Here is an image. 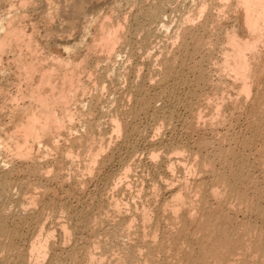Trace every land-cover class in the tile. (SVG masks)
I'll return each instance as SVG.
<instances>
[{
    "label": "bare ground",
    "instance_id": "obj_1",
    "mask_svg": "<svg viewBox=\"0 0 264 264\" xmlns=\"http://www.w3.org/2000/svg\"><path fill=\"white\" fill-rule=\"evenodd\" d=\"M130 1H131L130 3L131 9L132 8L136 9V15H134L135 17L133 16L134 20L130 21L132 18L129 19L128 21L124 20L125 23H123V25H121V23L118 24L117 22H116L117 24L116 23L114 24V21H112V23H109V25L106 24L108 26L107 28L105 26L104 28V30L106 29L105 31L101 27L102 29L101 31L103 32V34L100 32L102 34L101 36L102 39L100 40L104 42V44L107 46L106 51L108 52L110 51L109 54L114 52L117 55L116 57H118L119 61L124 59L121 57V55H123V52H120L119 50L122 49V51H124V53L127 55V58H126V55H124L125 58L127 59V62L124 60L127 65L124 66L122 64L121 66V67L124 66V69L122 68L119 69L118 67L119 65L115 66V64L112 63L113 61L111 60L108 61V59L110 58L107 59L105 57L107 59L108 64L110 62L113 64V65L111 64L112 66L110 65L109 67H106L107 75H108V76L106 75L107 78L108 77L114 78L113 76L115 77L117 76L118 79L123 78L124 79L123 84H127V87H124L126 85L122 86L121 85L122 83H118L119 80H116L117 82L115 81V83H112L113 81L110 82L111 84L109 86L103 85L101 82L99 83V81H98V84L95 82L96 84H94L93 90L95 91L94 93L96 94H93V97H92L93 99L91 98L93 101H95V103L91 102L92 104H90L89 102V105L88 104L87 106L85 105L86 108L85 107L80 108L81 110L76 108L75 111H72L73 109L70 110L68 109V107H66V105L68 104V100L70 99L61 98L63 100L59 99V101H60V104L63 106V109L59 115H57L58 113L55 115V111H53L55 102L50 101L51 97L49 100H47L46 97L44 100L43 96H42V99L37 98V101H35L36 99H34L33 101L38 102L36 106L37 107L39 106V111H37L38 113L37 112L34 113L37 109L34 110V112L31 111L30 113H33V114L30 116L26 114L28 117L27 116L25 117L24 111L26 110L25 112H28L27 109L29 110L30 108H32L30 105L29 107H27V105L25 106L24 104H22L24 106L23 107L19 106L20 108L18 109V111L16 108L17 106H15L16 112L13 111L14 115L12 117H13V122L15 124L14 127H16L18 131H16L17 132L16 135L14 133L13 134L15 135V139L18 134H19L18 137L20 138H18V140H16V142L14 143L15 140L14 141L11 140L14 137V135L12 136L11 134L12 132H11L10 133L11 139H9V141L10 142L12 141V143L14 144L13 146L15 148V151L17 153H15L12 148H9L10 146L9 147L6 146V144L9 143L8 138L6 140H3L2 135H0L1 147L2 145L4 146L5 144V149L9 148L11 149V151L14 152V154H17L15 155V159H17L16 158L17 156L19 160H17L16 164L21 162L20 159H22V162L23 160L25 161L32 160V162L34 161L33 163H31V165H27L25 163L26 165L19 168V167H14L13 165L21 166V164L16 165V164H13L14 162L10 164L11 158H9L10 160L6 158L7 162L10 161L7 167L9 165L10 166L12 165L10 169H7L6 165H4L3 162H2L3 165L0 164V264H42L43 262H46L47 259L48 260L50 259V262L48 261L49 262L48 264H264V181L263 183H261V181L258 180L261 183L259 184V183H256L257 179L256 180L254 179L255 170L260 169V168H263L264 170V0H184L185 4L182 6V9L180 10V12L178 9V13L181 14L183 12L184 15L179 17L178 22L175 24L174 27H170V24H168V22H166L167 20L165 19H166V16L167 18L169 16L167 15V13H169L170 6L172 4L180 2L179 0H130ZM187 1H192L195 4V11L193 14H186V2ZM124 7H127V5ZM171 7L173 8V5ZM236 8H239L238 9L239 11L241 10L239 14H241V18L243 20V27H244L243 31L245 32V34L247 33V36L245 37H241L238 34V32H235L234 27L233 28L231 27L232 28L231 31L229 30L226 31L227 29L225 27L223 29L221 28L223 26L221 24L222 20L224 21L225 19V18L222 19L225 10L227 11V14L228 13L232 14L233 11L237 10ZM135 9H134V12H135ZM224 16H226V14ZM236 17L238 18V16ZM108 21L110 22L109 19ZM88 24L90 23L88 22ZM224 29H225L224 32L222 31V33H219L220 35L221 34L223 35L224 41H222L221 39V41L219 42V40L217 41L215 37L219 31L224 30ZM1 30L4 31L7 29L2 28ZM3 31H0V32L2 33ZM14 31L15 30H13V32ZM9 32L8 34H10ZM5 33L7 32L4 31L3 33L4 35L3 34L2 35L5 36ZM141 34H142V38H139ZM9 36L7 35L8 38ZM217 37L219 36L217 35ZM158 39H159V42L157 41ZM2 41L4 40H1V42ZM1 42L0 44L3 45V43ZM98 42L95 44H98ZM99 45L97 46L98 48H99ZM143 47H145L146 51L144 50ZM75 48L72 50L69 48L68 49L71 51L73 50L75 51L76 50ZM98 48L94 50L95 51L100 50ZM143 50L145 52H143ZM156 50H158L159 56L156 55L157 54V52L155 53ZM218 51H219L218 55L221 54L222 56L221 57L219 55L221 58L216 56L217 55L216 53ZM94 53L95 52H93V54ZM143 54L145 55L147 54V55L144 56ZM88 55H91V54H88ZM109 56L112 58L111 55ZM142 56L148 58L149 60L148 70L146 73L147 75L144 76L147 78V81L146 80L145 81L146 83L148 82L149 85L151 86L155 84L154 78L157 75L158 80H156V82L160 88L159 93H154V94L151 93L150 91L151 89L150 90L146 89V85H145V89L141 85L137 86L140 82L144 81L140 79H145L143 77L140 78V67L142 65L144 66V64H142L144 62V60H142ZM116 57L114 56L115 59H117ZM31 59L32 58H30V60ZM96 59H99V58H96ZM118 59L116 61H118ZM148 60L146 59V61ZM24 61L25 60H22V62ZM100 61L102 62V60ZM72 62L73 64H75L74 60ZM83 62L85 61L80 62V64L78 63L75 64V67L77 68V70L79 67L78 72L75 71L77 75L75 73L73 74L74 70L73 71L70 70L72 71V73L68 72L69 69H71L68 67H71L72 65L70 61L66 60L65 62L63 61L61 64H59L58 62L57 65L59 64L60 65L59 67H62V68H60L61 72H56V74L61 73V76H63V80L66 79L67 81H69L70 79V82H71L70 86L72 84L74 85L75 83V82L72 83L73 82L72 79L74 77L75 79L77 78L76 79L77 81L74 80L78 82L77 87H76L77 83H75L74 85L75 88H77L79 91L80 90L84 91L83 95L87 96L88 91L92 89L86 86L87 83L83 82L84 79L82 81L81 78H84V77L80 78L79 76L80 68H83L81 67L82 66L81 64H84ZM87 62H90L89 59L88 61H86V63ZM26 63L25 64L22 63V65H19V66H23V68L24 69L26 68L27 70ZM63 63L65 65V69H64V66H62ZM91 63L92 62H90V64ZM77 65H81V66H77ZM210 65H213L214 69H212ZM207 66H210L209 70H206ZM39 67L40 65L38 66V68ZM145 68H147V66ZM52 70L54 71L55 69L52 68ZM81 70H84V68ZM212 70L214 71L212 73L219 75V78H220L218 79L219 81L217 82V84L213 83L214 85L213 87H215L214 89L216 88L217 90L219 89L218 92L215 90L217 94L222 93L221 94L222 97L221 95H219L220 97L219 101L218 102L215 101L216 104L213 103L214 106H212V104L210 105L209 104L210 102H208L207 104L208 98H206L205 94H201L203 91L202 89H204L206 85L208 84L210 85L211 82H213L214 78L212 79L210 73L208 74V72H211ZM96 71H99V70L96 69ZM101 72H104V71H101ZM215 74L213 75V77L215 76ZM31 78L33 79V76ZM31 78L29 77V79ZM61 78H60V81H61ZM113 80H115V78ZM117 83L120 85H118ZM32 85H29V86H32ZM73 85L71 88L68 85L67 88L74 90ZM53 86L56 87L57 89V86L55 84ZM79 87H81V89H79ZM153 87L152 89H154ZM65 88L66 87L64 88L61 87L62 90L63 89L65 90ZM156 88L157 90H159L157 86ZM228 88L236 91L235 96L237 98L234 97L235 98L234 99L231 96V94L228 93L230 90L229 89L227 91ZM33 90L31 89V92H33ZM53 90L52 92L54 93L55 90L54 91ZM78 90L74 92L75 95L79 94L77 93ZM105 91H108V93L109 92L112 93L108 101L111 106H108V105L103 106L102 104L101 99L104 97L105 95L104 93H106ZM138 91H139V95L137 94ZM40 92H38L37 96L39 95ZM71 92L70 90L68 91V93H70L72 96L74 93L72 94ZM179 92L181 93L184 92L185 97L180 96L181 99H179L177 96ZM33 93L30 94L31 95L30 98H33L32 97ZM200 94L204 95L206 99H204L203 96H202L203 98L201 99ZM54 95L55 94H52V96ZM63 95L64 97H67V96L69 97V95L65 96V92L63 93ZM131 96L133 100L131 99ZM72 97H71V100L73 101L74 99ZM126 97L128 98V100H125L127 99ZM195 97H199L202 101L199 100L195 102L193 100ZM27 99H29V97ZM30 100L31 99H29V101ZM129 100H131V102L134 101V105L129 107V104L131 103ZM157 100H160L163 102V105L161 107H156ZM204 100L207 105L203 103ZM227 100H229L228 102L235 108L236 112L240 113V114L238 113L237 114L240 115L241 118H244L246 122H248V125H247L248 128L246 127L247 131L245 128L244 131L246 132L244 133L241 139H238L236 138V136L234 135L232 136L229 133L221 134L222 132L219 133L217 130L218 129L217 127L219 126L223 127L226 123L231 121L230 119L229 120L226 119V116L222 114L223 110L221 109L223 106L222 105L223 102ZM72 101H70V103ZM75 101L77 100H74V102ZM127 102H128V105H127ZM166 102H169V103L171 102L170 104L173 103V105H176L175 107L183 105L185 106L184 109L186 108L189 109V112L196 111V114H194L193 119L187 122L188 123L186 124L187 126L184 125V127L187 128L188 131L193 130L194 132L195 131L198 132L200 130L202 131L203 127L210 126L208 127L209 130L212 129V131L213 130L216 131L217 133L215 132V135H217L218 137V139L216 138L217 145L214 147L215 151L213 150L215 152L213 153L214 155L210 152L212 154L211 157L209 154L208 155L203 154L205 153L204 151H206L207 149L209 150V147L211 146V143H208L207 141L206 143L197 141V142H200L199 144L198 143L195 144L196 147L198 145V148H197L198 150L196 149V151H194L196 147L193 148V147L188 146L187 142L185 141L182 142L184 140L183 139L181 141L182 143L180 142L181 144H179L183 148H180L178 145L179 148L176 149L174 147L173 149L175 150L171 151V153L173 154L175 152V157L177 156V158L172 156L173 159L172 157H169V158L168 156L166 157V155H169V154H166L165 152H164L165 156H164V153L160 154L159 152H157V151H160L161 149L158 150L159 148L158 149L154 148L155 146L152 147L157 150L155 151L157 152V154L154 152L151 154L149 152L151 154L150 159H153L152 162L153 161L155 162V165H153L154 169L156 168V170L158 169L159 171L161 169V173L163 170H165L167 172V175L169 173L170 176L173 175V178H174L175 173L177 174L176 171L182 168L183 176L182 175L181 176L183 177V179L179 181L180 185L178 188H177L178 185L177 184H176L177 186L175 185L176 189L175 190L173 189L172 193L170 194L171 200L169 199L170 201L169 202L167 201V204L166 203L165 205L162 204L161 207L158 208V210H154V209L152 210V208L150 207V205L152 206V204H148L149 206L144 205L146 201L148 200L150 201L149 198H151V196H152V200L154 198L157 203L159 202L158 198L162 196L160 194L162 191V186L158 185L155 181L153 182L154 184L151 185L152 189H151V194L149 193L150 197L149 195H147L149 197V198L147 197L148 200L145 199L144 204L142 202L139 203L140 207L142 208L141 213H138V210L140 209V207H137V206H139V204L137 206H134L137 209L134 208V210L136 211L133 210L132 212V211H129L132 209L131 207L129 209L130 204L128 206V204L123 203L124 199L121 201L119 200L120 198L116 196L118 199L113 200L111 199L112 197L108 196L109 194L108 195L104 194V197L103 196H102L103 198L101 197L102 198L101 201L103 203L98 204V206L101 205L100 208L103 209L104 214H105L103 216L102 215L103 213L98 211L100 213L99 215L103 216L100 218L101 221H99V219H97L98 220L97 221L96 217H95V221L91 220L92 217L88 218L85 215L82 217H79L78 210L71 209L72 207L70 208L69 204L67 205L66 203L67 201L66 202L64 200L61 201L63 198L62 199L60 198V200L57 199L58 203H55V201L50 200L46 209L48 211V216L51 217V225L48 228H46L45 225H43L41 228H38V230L34 232L33 238L27 240V236L25 237L23 233L21 232V227L26 226L28 224H29V227L32 225L33 217L38 213V211L41 210V207L43 206V203L50 191V189L48 188H45L44 190H42L43 192L41 191V189L38 190V191H41L40 193L34 190V188L37 189V187L38 189L44 187V186L40 187L42 182H44L42 181L43 178L44 179L45 177L48 178L49 174L50 175L52 174L53 179H51V181L55 180L56 178L57 179L59 178L61 181L65 182V184H66V181L67 183L69 182L70 185H67V186H70V187H67L68 189L64 191L66 192L67 196L73 195L75 192H78V191L80 192V190L86 189L87 185H89V182L91 184L92 182L91 179L93 178V175L94 174L96 175L97 173L101 172L100 170L102 169V167L108 164L109 161H111L110 153L112 155V153L114 152L113 149H116L118 146H119V149H121L122 147H124L123 149H125L127 147L126 148L128 150L127 152L131 153L130 154V157H131L134 154V152L138 151L136 150V146H134L135 144H139V143L142 144L141 142H145L143 143V145L144 144L146 145L148 143L149 144L155 143L153 138L155 136L159 137L164 127L167 128L169 126V132H170V129L172 128L171 126L173 125V121L177 117L176 111H179V110L174 111L172 109V106L169 107L168 105L170 104L169 103L166 104ZM83 104L82 106H84ZM202 104L207 106V109H206L208 110L207 115L203 114L204 111L203 112L201 111ZM62 106L60 107L62 108ZM2 107L0 109H4L7 106L4 108ZM56 107H58V105L55 106V108ZM178 108H174V109H178ZM7 109L8 107L6 108V110ZM58 111H60V109ZM96 111L101 116L100 118L101 120L109 119L108 121L111 122L110 125L112 128V133L114 132L113 136L115 135V138L112 137V139L114 138L116 140L113 142V140L110 139L111 141H109V143L111 142L113 144H116L117 147L116 148L112 147L113 149L110 147V145L112 146L113 144L111 143L110 145L108 144L107 141L109 138L107 139V141L102 140V142H100L99 145L97 144L94 147H92L89 150V152H87L86 158L81 161L82 159L81 155L79 152L76 151V148H77V145L79 146L81 145V147L83 146L84 142L81 138L82 136L79 135V139H78L77 137L78 135L75 134V136H73L74 138H71L69 140L71 141L70 145H67L70 142L66 143L68 139L65 138L66 139L65 145L68 146L69 151L66 154L65 168L62 170V167H63L62 161L64 159V154L62 153L63 157L61 156V158L58 160L57 159L55 160L54 157L56 153L58 154L62 150L59 142L62 140L63 137L60 139L59 134L62 133L63 131L62 128H66L65 122L68 121L67 122L69 123L68 125H72V123L77 121V124L79 122L82 125V128L86 130V128L89 127L87 124L90 122L89 121L90 115L94 116V114L92 113ZM0 112H2L1 114H3L4 111L1 110ZM151 112L155 114L156 112L158 113L157 115L158 118L156 117L157 120L155 119L157 122L154 124L155 125L153 126L154 130L152 131L155 133V135L153 133L154 135V137L152 138L153 140L149 136L150 133L148 132V129H149L148 126H147L148 129H146L145 127L146 125L144 126L145 129H141L140 126L142 125L140 124H139L140 126L138 125V122L140 120L142 121L141 117L142 116L145 117ZM1 114H0V117H1ZM153 115L151 117H148V116L147 117L153 118L154 117ZM204 116H206V118ZM0 121H1V118H0ZM233 121L229 123V126L231 129H233L235 126L232 123ZM149 123H150V120H149ZM2 126L3 125H1V127ZM72 126H69L67 128L69 129ZM166 128H164V131L168 130ZM59 129L60 130L62 129V130L59 132ZM71 129H75V125H74V128H71ZM71 129L69 130L72 132ZM57 132L59 133L57 135L59 136V138L56 137ZM70 134L69 136H71ZM72 135H74V133ZM6 137L4 135L3 138L5 139ZM57 139H59L60 141H58ZM199 140L201 139L199 138ZM5 141L6 143H4ZM31 141L36 147H38L37 152L40 155H38L37 152L34 153V154H37L36 156L33 154V149L34 148L36 149L34 145H33L34 148L31 147V144L29 145L30 148L29 146H27L28 145L27 143ZM116 141L118 143H115ZM49 142H52V144L49 145L48 144ZM160 142H162V140ZM9 144L11 145V143ZM257 144L261 145V147L260 146L258 147ZM143 145L140 147H143ZM182 145H184L185 147ZM235 145L238 147L237 149H235L236 148ZM13 146L11 145V147ZM156 147H160V146L157 145ZM9 149L7 151L10 152ZM181 149H183V151H180ZM137 153L135 155H138ZM14 154L11 152V156ZM50 156H52L53 161L51 160L50 162L45 164V162H47L46 160L50 159L48 158ZM181 156L182 157L184 156V158H181ZM123 157H126V156L123 155ZM135 157L137 158V156ZM44 158H45V161L41 160ZM78 158L79 159L81 158V159L79 160ZM189 159H191L193 162L191 160L188 161ZM134 160L133 161L129 160V161L133 162V164L138 163V161L134 163ZM16 168H19V170ZM124 169H125L123 170L124 172L123 173L121 172V174L119 173L118 174L119 176L117 175L116 180L113 181L112 184L109 181L110 179L108 180L111 184V187L113 186V187L120 188L118 185L120 182L124 181V179L125 181L129 179L127 182H129L130 179L132 180L131 176L134 171L133 166H127ZM26 170H28V172L30 170L35 176H37L41 184L37 185V184L32 183L34 185H37L36 187H34L32 184H30L29 180L31 179H28L27 180L28 183H24V182L21 184L19 183L20 184L19 189L18 191H16V194H14L15 191L13 190L15 186L14 187L12 186L13 189L11 190V185L14 184V183L12 184L11 181L16 176L20 177L21 175H25L23 173L24 172L26 173L27 172ZM263 170H261V172H263ZM179 172L180 171H178V173ZM259 175L261 176V174ZM259 175L256 174L255 177L256 176L258 177ZM26 176H27V173H26ZM35 176H33V178H35ZM209 176L212 178V181L211 183L207 184L205 183L206 181L204 179H206V177L209 178ZM98 178H99V175H98ZM262 179H264V177ZM37 180L36 181L34 180L35 183H37ZM48 181L51 182L50 180ZM109 182H108V187H109ZM172 182H174V179L172 180ZM176 183L178 182L176 181ZM121 184H123V182ZM172 184L174 185V183ZM131 185L132 184L128 183L127 187H130ZM134 185H136L135 189L137 190L136 198L139 197L140 199V196H142V193L144 192V188L142 184L140 185L137 182ZM31 189L34 190V193L31 192L32 191ZM16 190H17V187H16ZM129 190L130 189H128V191ZM81 192L84 193V191H81ZM28 195L30 196L28 197ZM100 195H103V194H100ZM17 196H20L19 199ZM26 196L28 198H26ZM108 197H110L109 199H111L112 201H110ZM132 199L134 201L137 200V199L135 200V198H132ZM15 203L16 205H18V208L20 207V211L16 210L15 208V210L19 212L17 213L15 211L14 214H11L12 212H10V208ZM133 204L134 202L132 203V205ZM153 205L156 207L155 204ZM125 212H131L132 215L128 213L130 217L124 218L122 217V215H124ZM243 213L244 215H242ZM128 214L126 213V215L124 216H127ZM239 215H241V217L244 216L245 218L246 216L251 215L254 217L253 219H255V221L250 220L251 216L248 218L249 220L246 218L247 221H245V218L243 219V221H240ZM161 217L165 221L163 220L161 221L162 219ZM104 218L106 219V221H104L105 220ZM163 222L166 223V224L164 223V225H166V231L163 230L162 232V229L164 226ZM106 224H109L107 225L109 227L106 228V230H102V228L104 229V225ZM86 230L91 231V234L90 233L89 234H90V237L93 238V240L92 239L89 240L88 241L89 243L86 242L89 244L88 246L89 248L87 247L88 251L87 252L85 251L86 252L85 257L83 256L80 257L78 252L82 250L80 247L77 248L78 246L77 243H80V241L83 238L80 239L81 236H79L80 235L79 232L81 233ZM55 232H58L59 236ZM85 233H87V236L89 235L88 232H85ZM55 234L58 237H60L59 239L62 238V241H64L63 244L60 243V245H62L63 248L66 246L65 243L67 244L69 243L68 246L70 245V243L73 245L72 246L73 248H71V251L69 250L70 253L65 252L66 255L67 253H69L67 257L62 258L61 255L64 254L63 252L62 254L58 253L61 256L60 259L59 257H56L55 252L57 251V249L60 248V245L58 248V243L55 242L57 240L54 238ZM81 247L83 246L81 245ZM60 250L62 249L60 248ZM106 252H109V253L106 254ZM110 252L112 254L111 256L114 257L111 260L109 259L110 255L107 256L108 254H110Z\"/></svg>",
    "mask_w": 264,
    "mask_h": 264
},
{
    "label": "rangeland",
    "instance_id": "obj_2",
    "mask_svg": "<svg viewBox=\"0 0 264 264\" xmlns=\"http://www.w3.org/2000/svg\"><path fill=\"white\" fill-rule=\"evenodd\" d=\"M180 2H177V3H175V4H172L173 5V8L170 6V8H169V13H167V15H169L168 16V18H167V16H166V19L165 20H167L166 22H168V24H170V27H174L175 26V24L178 22V19H179V17L180 16H182V15H184V13L182 12L181 14H179L178 13V9H179V12H180V10L182 9V6L185 4V2H184V0L182 1V0H179ZM182 2V3H181ZM24 3V4H23ZM75 3V4H74ZM128 3V4H127ZM131 1L130 0H0V31H3V30H1L2 28L4 29H7V30H4V31H6L7 33H5V36H3L4 34V31L1 33L0 32V37L2 36V37H4V38H0V42H1V40H4V41H2L1 43H3V45L2 44H0L1 45V47H0V108L2 107V108H4V107H8V109L6 110V108H4V109H0V111L2 110V111H4L3 112V114H1L2 112H0V114H1V121H0V124L1 125H3L2 127H1V125H0V135H2V139L3 140H6L7 138H8V142L9 143H11V145L13 146L14 144L12 143V141L10 142L9 141V139H11V134H12V136L15 134H17V132L16 131H18L17 130V128L16 127H14L15 126V124H14V122H13V115H14V112H16L15 110V106H17L16 108H17V111H18V109L20 108V107H23L24 105L26 106L27 105V107H29V105L33 108H30L29 110L27 109V111L28 112H25L24 111V113H25V117L28 115V116H30V115H32L33 113H30L31 111H33L34 112V110H36L34 113H36L37 111H39V106L37 107L36 106V104L38 103V102H35V101H37V98L38 99H42V96L44 97L43 99L45 100V97H46V99L47 100H49L50 99V97H51V99H50V101H54L55 102V105H54V108H53V111H55V115L57 114V115H59L60 114V112L62 111V109H63V106L60 104V101H59V99L60 100H63V99H61V98H68V99H70V100H68V104L66 105V107H68V109H73L72 111H75L76 110V108L77 109H80V108H84L85 107V105L87 106V104L89 105V102H90V104H92L91 102H93V103H95V101H93L92 99V97H93V94H96V93H94L95 91L93 90V86H94V84H98V81H99V83L101 82L103 85H106V86H109L111 83L110 82H112V83H115V81L116 80H119L118 81V83H122L121 85L122 86H124V85H126V86H124V87H127V84H123V78L122 79H118V77H117V79H116V77L115 76H113L114 78H115V80H113L114 78H107V68L106 67H109L112 63L113 64H115V66L117 65H119L118 67H119V69H124V66H126L127 64H126V62H127V55L124 53V51H122V49L121 48H119V49H121V50H119L120 52H123V55H121V57L122 58H124V59H122V60H120L119 61V59H118V57H116L117 55L114 53H111V54H109L110 53V51L108 52V51H106V45L104 44V42H102L100 39H102L101 38V36H102V34H103V32L101 31L102 29L104 30V28H105V26H106V28H107V26L109 25V23H112V21H114V24L117 22L118 24H120L121 23V25H123V23H125V21L124 20H129V19H131L130 21H132V20H134L133 18L135 17L134 15H136V9L135 8H132L131 9ZM81 4V5H80ZM83 4V5H82ZM122 4V5H121ZM86 5V6H85ZM121 5V6H120ZM127 5V7H124V6H126ZM78 6V7H77ZM112 6V7H111ZM175 6V7H174ZM179 6H180V8H179ZM133 7V6H132ZM14 8V9H13ZM125 8V9H124ZM18 9V10H17ZM134 9H135V12H134ZM237 9V10H236ZM235 10L236 11H233L232 12V14H227V11L225 10V12H224V14H223V18L222 19H224V21L222 20V29L225 27L227 30L226 31H231V29L234 27V29H235V32H238V34L241 36V37H245V36H247V33L245 34V32L243 31L244 30V27H243V20H242V18H241V14H239V12H241V10L239 11L238 9L239 8H236ZM171 10V11H170ZM194 11H195V4L192 2V1H187L186 2V14H193L194 13ZM14 12V13H13ZM56 12V13H55ZM85 14H84V13ZM174 12V13H173ZM52 13V14H51ZM100 13V14H99ZM102 13V14H101ZM111 13H112V15H111ZM116 13H117V15H116ZM120 13V14H119ZM48 14V15H47ZM114 14V15H113ZM174 14V15H173ZM178 14V15H177ZM226 14V16H224ZM233 14H235V15H233ZM173 15V16H172ZM104 16V17H103ZM134 16V17H133ZM228 16V17H227ZM234 16V17H233ZM236 16H238V18L236 17ZM19 17V18H18ZM47 17V18H46ZM49 17V18H48ZM113 17V18H112ZM232 19H231V18ZM9 18V19H8ZM54 18V19H53ZM127 18V19H126ZM173 18V19H172ZM228 18V19H227ZM7 21H6V20ZM14 19V20H13ZM108 19L110 20V22L108 21ZM176 19H177V21H176ZM235 19V20H234ZM11 20V21H10ZM95 20V21H94ZM175 20V21H174ZM226 20H227V22H226ZM10 21V22H9ZM73 21V22H72ZM91 21V22H90ZM105 21V22H104ZM121 21V22H120ZM175 23H174V22ZM11 22H13V23H11ZM86 22V23H85ZM88 22L91 24H88ZM233 22V23H232ZM9 23V24H8ZM18 23V24H17ZM52 23V24H51ZM66 23V24H65ZM95 25H94V24ZM103 23V24H102ZM116 23V24H117ZM14 24V25H13ZM20 24V25H19ZM51 24V25H50ZM93 24V25H92ZM103 26H102V25ZM106 24H108V25H106ZM174 24V25H173ZM235 24H236V26H235ZM2 25V26H1ZM50 25V26H49ZM84 25V26H83ZM6 26V27H5ZM90 26V27H89ZM38 27V28H37ZM101 27H102V29H101ZM232 27V28H231ZM73 28V29H72ZM15 30L14 32H13V30ZM17 29H19V30H17ZM37 29V30H36ZM87 29V30H86ZM237 29V30H236ZM10 32H9V31ZM11 30H12V32H11ZM34 30V31H33ZM97 30V31H96ZM106 30V29H105ZM104 30V31H105ZM22 31V32H21ZM33 31V32H32ZM222 31L224 32L225 31V29L224 30H221V31H219L218 32V36L219 37H221V38H219V37H217V35H216V39H217V41L219 40V42L221 41V39H222V41H224V37H223V35L221 36L219 33H222ZM8 32L10 33V34H8ZM35 32V33H34ZM102 34H101V33ZM15 33H17V34H15ZM26 33V34H25ZM38 33V34H37ZM89 33V34H88ZM3 34V35H2ZM9 36V38L7 37V35ZM101 34V35H100ZM223 34H225V33H223ZM18 35V36H17ZM20 35V36H19ZM34 35V36H33ZM244 35V36H243ZM54 36V37H53ZM100 36V37H99ZM14 38V39H13ZM98 38V39H97ZM139 38H142V34L140 35V37ZM247 38V37H246ZM7 39V40H6ZM25 39V40H24ZM95 39V40H94ZM215 39V40H216ZM6 40V41H5ZM13 40V41H12ZM97 40V41H96ZM30 41V42H29ZM32 41V42H31ZM99 41V42H98ZM158 42H159V39L157 40ZM5 42V43H4ZM8 42V43H7ZM98 42V44H95V43H97ZM102 42V43H101ZM8 45H7V44ZM29 43V44H28ZM30 43H32V44H30ZM39 43V44H38ZM223 43V42H222ZM34 44V45H33ZM47 44V45H46ZM100 44V45H99ZM105 45V47H104V45ZM23 45V46H22ZM25 45V46H24ZM33 45V46H32ZM41 45V46H40ZM99 45V48L97 47ZM31 46V47H30ZM40 46V47H39ZM226 46V45H225ZM224 46V47H225ZM5 47H6V49H5ZM19 48V50H18V48ZM49 47V48H48ZM60 47V48H59ZM73 47V48H72ZM76 47V48H75ZM11 48V49H10ZM76 49L75 51L77 52H75L74 50L73 51H71V50H69V49ZM96 48H98V49H100V50H98V51H95L94 49H96ZM103 50H102V49ZM105 48V49H104ZM144 48V50H145V47H143ZM226 48V47H225ZM2 49V50H1ZM15 49V50H14ZM36 49V50H35ZM38 49V50H37ZM40 49V50H39ZM78 49V50H77ZM94 51H93V50ZM5 50V51H4ZM9 50V51H8ZM13 50V51H12ZM26 50V51H25ZM102 50V51H101ZM143 50V52H145ZM70 51H71V53H70ZM92 51V52H91ZM104 51V52H103ZM160 51V50H159ZM28 52V53H27ZM29 52H30V54H29ZM68 54H67V53ZM93 52H95V53H97V54H93ZM102 52V53H101ZM106 52H108V53H106ZM157 52V56H159V52H158V50H156L155 51V53ZM43 53V54H42ZM56 53V54H55ZM76 53V54H75ZM99 53V54H98ZM101 53V54H100ZM142 53V52H141ZM218 53H219V51L216 53L217 55V57H219V58H221L222 56H221V54H219L218 55ZM21 54V55H20ZM32 54V55H31ZM88 54H91V55H88ZM94 56H93V55ZM107 54H109V55H111L112 56V58L109 56V55H107ZM113 54V55H112ZM36 55V56H35ZM99 57H98V56ZM124 55H126V58H125V56ZM144 56H146L145 54H143ZM34 56V57H33ZM85 57V58H83V57ZM88 56V57H87ZM92 56V57H91ZM97 56V57H96ZM101 56H103V57H101ZM114 56L118 59V61H116L117 59H115L114 58ZM144 56H142V60H144V62L142 63V64H144V66L142 65L141 67H140V78H145V79H140V80H144V81H142V82H140L137 86H139V85H141V86H143L144 87V89H145V85H146V89H151L150 91H151V93H159L160 92V88H159V86H158V84H157V82H156V80H158L157 78V75H156V79L154 78V83L156 84H153V85H149V83L147 82L146 83V81H147V78L146 77H144V76H146L147 74V70H148V64H149V60H148V58H146V57H144ZM156 56V57H157ZM29 57V58H28ZM48 57V58H47ZM108 58H110V59H108V61L109 60H111V61H113L112 63L110 62L109 64L107 63V59ZM148 57V56H147ZM30 58H32L31 60H30ZM34 58V59H33ZM42 58V59H41ZM44 58H45V60H44ZM54 58V59H53ZM57 58V59H56ZM78 58V59H77ZM87 58V59H86ZM96 58H99L100 60H102V62L99 60V59H96ZM102 58V59H101ZM143 58H145V59H143ZM159 58V57H158ZM158 58H156V59H158ZM21 59V60H20ZM51 59V60H50ZM85 59V60H84ZM88 59H89V61L90 62H92L91 64H90V62H87L86 63V61H88ZM106 59V60H105ZM146 59L148 60V61H146ZM18 60V61H17ZM22 60H25L24 62L26 63V67H27V70H26V68L24 69L23 68V66H19V65H22V63L23 64H25L24 62H22ZM40 60V61H39ZM56 60H58V61H56ZM70 61L71 63H72V65H71V67H68V68H71V69H69V73L71 72L72 73V71L74 70V72H73V74L75 73L76 75H77V73L76 72H78V70H79V67H78V70H77V68L75 67V64H80V62H82V61H85V62H83L84 64H81V65H77V66H81V67H83L84 68V70H81V69H83V68H80V71H79V76H80V78L81 77H84V78H81L82 79V81H83V79H84V83H87L86 84V86H88L90 89H92V90H90V91H88V94H87V96L86 95H83V93H84V91H82V90H78L77 88H75V83H77V85H76V87L78 86V82H76L77 80V78L75 79V77L72 79L73 80V82L72 83H74V85H73V87H74V90H71L70 88L72 87V85L70 86V84H71V82H70V79H69V81H67L66 79H64L63 80V76H61V73H57L56 74V72H61V70H60V68H62V67H59L60 65L59 64H61L63 61L65 62V61ZM74 60V63L75 64H73V61ZM81 60V61H80ZM99 60V61H98ZM126 62H125V61ZM20 61V62H19ZM31 61V62H30ZM52 61H53V63H52ZM62 61V62H61ZM122 61V62H121ZM22 62V63H21ZM35 62V63H34ZM36 62H38V63H36ZM55 62V63H54ZM59 62V64L57 65V63ZM61 62V63H60ZM98 64H97V63ZM117 62V63H116ZM124 62H125V64H124ZM8 63V64H7ZM18 63V64H17ZM32 63V64H31ZM107 63V64H106ZM119 63H121V64H119ZM147 65H146V64ZM40 65V67L38 68V66ZM47 64V65H46ZM55 64V65H54ZM103 64V65H102ZM112 64V65H113ZM122 64L124 65L123 67H121L122 66ZM29 65V66H28ZM34 65V66H33ZM73 65H74V67H73ZM83 65H85V66H83ZM106 65V66H105ZM111 65V66H112ZM35 66H36V68H35ZM46 66V67H45ZM48 66V67H47ZM53 66V67H52ZM62 66H64V69H65V65H64V63L62 64ZM87 66V67H86ZM147 66V68H145ZM211 66V68L212 69H214V67H213V65H210ZM210 66H207L206 67V70H209V67ZM22 67V68H21ZM45 67V68H44ZM95 67V68H94ZM99 67V68H98ZM117 67V68H118ZM143 67V68H142ZM34 68V69H33ZM38 68V69H37ZM52 68L53 69H55L54 71L52 70ZM59 68V69H58ZM67 68V69H68ZM72 68H74V69H72ZM76 68V69H75ZM94 68V69H93ZM104 68V69H103ZM19 69H20V71H19ZM23 69V70H22ZM30 69V70H29ZM33 71H32V70ZM87 69V70H86ZM96 69H98L99 71H96ZM146 69V70H145ZM29 70V71H28ZM44 70V71H43ZM47 70V71H46ZM60 70V71H59ZM70 70H72V71H70ZM143 72H142V71ZM5 71V72H4ZM27 71V72H26ZM76 71V72H75ZM93 73H92V72ZM101 71H104V72H101ZM24 72V73H23ZM28 72H32L31 74L30 73H28ZM33 72H34V74H33ZM36 72V73H35ZM55 72V73H54ZM88 72H90V73H88ZM141 72H142V74H141ZM212 72H214L213 70L211 71V72H208V74L210 73V75H211V77H212V79H213V82H211V84L209 85H206L205 87H204V89H202L203 91H202V93L201 94H205V96H206V98H208V100H207V104H208V102H210L209 104L211 105L212 104V106H214V104H216V102H218L219 101V99H220V97H219V95H221L220 93H218L217 94V92H218V90H217V88L216 89H214L215 87H213L214 85H213V83H216L217 84V82L219 81L218 79H220L219 78V75H217V74H215V76L213 77V73ZM12 73V74H11ZM43 75H41V74ZM49 73V74H48ZM92 73V74H91ZM100 73V74H99ZM103 73V74H102ZM212 73V74H211ZM39 74V75H38ZM72 74V75H73ZM83 74H84V76H83ZM85 74H86V76H85ZM88 74V75H87ZM91 74V75H90ZM157 74V73H156ZM75 75V76H76ZM102 75H103V77H102ZM107 75V76H106ZM217 75V76H216ZM3 76H5V77H3ZM22 76V77H21ZM28 76V77H27ZM33 76V79L31 78ZM54 76V77H53ZM92 77V78H90V77ZM98 78H96V77ZM22 78V80H21V78ZM24 77V78H23ZM29 77L31 78V79H29ZM56 77V78H55ZM59 77V78H58ZM62 77V78H61ZM73 77V76H72ZM77 77V76H76ZM85 77H86V79H85ZM51 78V79H50ZM55 78V79H54ZM60 78H61V81H60ZM94 78H96V79H94ZM101 78V79H100ZM103 78V79H102ZM26 79V80H25ZM108 79H110V80H108ZM217 79V80H216ZM49 80V81H48ZM51 80H53V81H51ZM56 80V81H55ZM71 80V81H72ZM74 80H76V81H74ZM146 80V81H145ZM43 83H42V82ZM68 83H67V82ZM121 81V82H120ZM6 82V83H5ZM32 82V83H31ZM48 82V83H47ZM96 82V83H95ZM108 82V83H107ZM117 82V81H116ZM16 83V84H15ZM27 83V84H26ZM34 83V84H33ZM58 83V84H57ZM117 83V84H118ZM146 83V84H145ZM34 86H33V85ZM40 85V87H39V85ZM48 86H47V85ZM55 84L56 86H57V89H56V87H54L53 85ZM61 84V85H60ZM65 86H64V85ZM69 85V89L67 88L68 87V85ZM19 85V86H18ZM29 85H32V86H29ZM50 85V86H49ZM118 85H120V84H118ZM149 85V86H148ZM155 85V86H154ZM22 86V87H21ZM39 87V89H38V87ZM54 88H53V87ZM154 86V87H153ZM156 86L159 88V90H157V88H156ZM3 87V88H2ZM5 87V88H4ZM32 87H34V88H32ZM44 87V88H43ZM47 87V88H46ZM61 87L62 88H64V87H66L65 88V90L63 91L62 89H61ZM152 87L154 88V89H152ZM212 87V88H211ZM18 88H19V90H18ZM26 88V89H25ZM30 88V89H29ZM55 90V92L53 93L52 92V90ZM22 89V90H21ZM31 89L33 90V89H35V90H33V92H35V93H33V92H31ZM47 89H48V91H47ZM61 89V90H60ZM73 89V88H72ZM78 90L77 91V93H79V94H77V95H75V91L76 90ZM79 89H81V87H79ZM230 88H228L227 89V91L229 90ZM2 90V91H1ZM6 90V91H5ZM28 90V91H27ZM51 90V91H50ZM53 90V91H54ZM58 90V91H57ZM59 90H60V92H59ZM70 90V92L71 91H73V92H71L73 95V97L71 96V94L70 93H68V91ZM153 90V91H152ZM154 90H155V92H154ZM217 92H216V91ZM31 93H30V92ZM41 91V92H40ZM81 91H82V93H81ZM226 91V92H227ZM38 92H40L39 93V95L37 96V94H38ZM52 92V93H51ZM62 92V93H61ZM65 92V96L66 95H69V97L67 96V97H64V95H63V93ZM66 92H67V94H66ZM106 93H104L105 95H104V97L101 99L102 100V104H103V106H111L110 104H109V99H110V97H111V95H112V93H108V91H105ZM212 92V93H211ZM25 95H24V94ZM29 93V94H28ZM33 93V95H32V97L33 98H30L31 97V95L30 94H32ZM45 93H47V94H45ZM61 93V94H60ZM90 93H92V94H90ZM183 93V94H182ZM179 92L178 93V98L179 99H181V97H185L184 96V92ZM206 93H207V95H206ZM209 93V94H208ZM214 93V94H213ZM229 94H231V96L234 98V97H236L235 95H236V91L235 90H232V89H230L229 90V92H228ZM20 94V95H19ZM24 95V96H22V95ZM27 94V95H26ZM42 94H44V95H42ZM50 94V95H49ZM52 94H55L54 96H52ZM58 94V95H57ZM137 94L139 95V91L137 92ZM200 94V95H201ZM216 94V95H215ZM4 95V96H3ZM28 95H30V96H28ZM49 97H48V96ZM75 95V96H74ZM79 95H80V97H79ZM81 95H83V96H81ZM183 95V96H182ZM213 95V96H212ZM218 95V96H217ZM21 96V97H20ZM25 96H27V97H25ZM37 96V97H36ZM58 96V97H57ZM62 96V97H61ZM84 96H86V97H84ZM90 96V97H89ZM129 96V95H128ZM127 96V97H128ZM181 96V97H180ZM204 97V99H206L205 98V96L204 95H201V99ZM211 96V97H210ZM29 97V99H31L30 101H29V99H27ZM41 97V98H40ZM71 97L74 99V100H77V101H75L74 102V100L72 101L71 100ZM78 97V98H77ZM126 97V98H127ZM215 97V98H214ZM221 97H222V95H221ZM7 98V99H6ZM11 98H13V99H11ZM16 98V99H15ZM26 98V99H25ZM58 100H56V99ZM75 98H77V99H75ZM92 98V99H91ZM214 98V99H213ZM218 98V99H217ZM237 98V97H236ZM34 99H36L35 101H33ZM55 99V100H54ZM130 99V98H129ZM131 99H132V96H131ZM199 97H195L193 100L195 101V102H197V101H199V100H201ZM235 99V98H234ZM5 100V101H4ZM10 100V101H9ZM125 100H128V98L127 99H125ZM133 100V99H132ZM29 103H28V102ZM67 101V100H66ZM70 101H72L71 103H70ZM82 101V102H81ZM130 102H131V100H129ZM202 101V100H201ZM213 101V102H212ZM216 101V102H215ZM229 100H227V101H224L223 102V106H222V114L223 115H225L226 116V119L227 120H231V121H235V123H234V121L232 122L235 126H234V128L233 129H231L230 128V126H229V123H231V121L230 122H228V123H226L223 127L222 126H219V127H217L218 129V132L219 133H221V134H225V133H229L230 135H234V136H236V138H238V139H241L242 137H243V135H244V133L247 131V125H248V122H246V120L244 119V118H241L240 117V115H238V114H240V113H238V112H236V110H235V108L228 102ZM3 102V103H2ZM17 102V103H16ZM79 104H78V103ZM83 102H84V104H83ZM132 102H133V104H132ZM130 104H129V107L130 106H132V105H134V101H132ZM212 102V103H211ZM31 103V104H30ZM57 103H59V104H57ZM108 103V104H107ZM157 103H158V105H157ZM159 103H160V105H159ZM167 103H169V102H166V104ZM171 103V102H170ZM169 103V104H170ZM203 103H205V100L203 101ZM214 103V104H213ZM2 104V105H1ZM10 104V105H9ZM22 104H24V105H21ZM33 104H35V105H33ZM58 105V107H56L55 108V106H57ZM82 104L84 105V106H82ZM206 103H205V105H207ZM5 105V106H4ZM79 105V106H78ZM117 105V104H116ZM118 105H119V103H118ZM117 105V106H118ZM127 105H128V102H127ZM163 105V102L162 101H160V100H157L156 101V107H161ZM204 104H202V108H201V111L203 112V114H205V115H207V111L208 110H206L207 109V106H205ZM229 105V106H228ZM20 106V107H19ZM60 106H62V108L60 107ZM77 106V107H76ZM169 107H171L172 106V109L174 110V111H176V110H179V111H176V113H177V117H176V119H178V120H174L173 121V125L170 127L171 129H170V132H169V126L166 128V127H164V128H166V129H168V130H165L164 131V128H163V130H162V132L160 133L161 135H159V137L157 136H155L154 137V135H155V133L154 132H152L153 130H154V128H153V126H155L154 124L157 122L156 120H157V118H158V113L156 112V114L155 113H153V112H151V113H149L148 115H146L145 117L144 116H142L141 118H142V121L140 122H138V125L140 124V125H142V126H140L141 127V129H145V127H146V129H148V132L152 135V137H151V135L149 134V136H150V138L152 139L153 137V139H154V142L155 143H153V144H144L143 145V143H145V142H141L142 144H135L134 146H136V150H138L137 152H139V153H137V152H134V154L130 157V152H127L128 150L125 148V149H123L124 147H122L121 149H119V146L117 147L116 146V144H113V143H111V144H113L112 146L110 145V143H109V141H111V140H113V142L116 140V139H114L115 138V135L113 136V134H114V132L112 133V128H111V122H109L107 119L106 120H101L100 118H101V116L99 115V113H97V111L96 112H93L92 114H94V116L92 115H90V117H89V123L87 124L89 127L88 128H86V130L84 129V128H82V125L78 122V124H77V121H75L74 123H72V125H68L69 123H67L68 121H66L65 122V124L66 125H68V126H66L65 125V127L66 128H62L63 129V131L65 130V131H67V132H63L62 131V133H58L57 132V134H56V137L57 138H59V136H60V139L62 138V140H63V142H62V140L60 141L59 139H57L58 141H60L59 142V144H60V146H61V148H62V150L57 154L56 153V155H55V157H54V159L56 160H58V159H60L61 158V156L63 157V154H64V159H63V167H62V170L65 168V161H66V154H67V152L69 151L68 150V146H66L65 144L67 143V142H70V143H68L67 145H70L71 144V141H69L71 138H74L73 136H75V134H77L78 136V139H79V135H81L82 137V140H83V142H84V144H83V146L81 147V145L79 146V145H77V148H76V151L77 152H79L80 153V155H81V161L83 160V159H85L86 158V156H87V152H89V150L92 148V147H94L95 145H99L100 144V142H102V140H104V141H107V139H108V144L110 145V147L112 148V147H117L116 149H113L114 150V152L113 153H115V154H113L112 153V155H111V153H110V159H111V161H109V163L108 164H106L105 166H103L102 167V169L100 170L101 172H99V173H97L96 175L94 174L93 175V178L91 179V184H90V182H89V185H87V188L86 189H83V190H80V192L78 191V192H75L73 195H70V196H67L66 195V192H64L65 190H67L68 188L67 187H70V186H67V185H70L69 184V182L67 183V181H66V184H65V182H63V181H61L59 178L55 181V180H52L51 181V179H53V175L51 174H49V177H48V175H47V177L48 178H46L45 177V179L43 178V180L42 181H44V182H42V184H41V182H40V180L37 178V176H35L30 170H29V172H30V174H29V172H28V170H26L27 172V176H26V173L24 172L23 174H25V175H21L20 177L19 176H16V177H14L13 178V180L11 181L12 182V184L13 185H11V190L13 189V187H14V190L13 191H15V193L14 194H16V191H18V189H19V186H20V184L21 183H28L27 182V180L28 179H31V180H29L30 181V184H32V183H34V184H37V185H40L41 184V186L40 187H43V188H39L38 189V187H37V189H35L34 187H36L37 185H34V184H32L34 187H32V188H34V190H36V191H38V190H40L41 189V191L42 190H44L45 188H48V189H50V191H49V193H48V195H47V197H46V199H45V201H44V203H43V206L41 207V210L40 211H38V213L33 217V222H32V225L29 227V224L28 225H26V226H22L21 227V232L23 233V235L26 237L27 236V240H29V239H32L33 238V235H34V232L36 231V230H38V228H41L43 225H45V227L46 228H48L50 225H51V217H49L48 216V211H47V209H46V207H47V205L49 204V202H50V200H53V201H55V203H58V200H60V198L62 199L61 201H67L66 203H67V205L69 204V206H70V208L71 209H74V210H78V213H79V217H82V216H86V217H92L91 218V220L92 221H95V217H96V220L97 219H99V221H101V217H103L105 214H104V211H103V209H101L100 208V206H98V204H102L103 202L101 201L102 200V198L104 197V194L105 195H108V196H110V197H112L111 199H113V200H116V199H118V198H120L119 200H123V203H125V204H128V206H129V204H130V206H129V209H130V207L132 208L131 210H129V211H132L133 212V210H134V208H136V207H134V206H137L139 203H143L144 204V202H145V199H147L148 200V198L150 197V195H149V193L151 194V189H152V184H154L153 182L155 181L158 185H161L162 186V191H161V195L162 196H160V198H158V203L156 202V200L153 198V200H152V196H151V198H149L150 199V201H151V203H150V201L148 200V201H146V203L144 204L145 206H149L148 204H152V206L150 205V207L152 208V210L154 209V210H158V208L159 207H161V205L162 204H164L165 205V203L167 204V201L169 202L170 200H171V193H172V191H173V189L175 190L176 189V186H177V188L179 187V181H181L182 179H183V175H182V168H180V169H178L176 172H177V174L175 173V175H174V178H173V175H171L170 176V174L168 173V175H167V172L165 171V170H163L162 171V173H161V169H160V171L157 169L156 170V168L154 169V167H153V165H155V162H154V164H153V162H152V160L153 159H150L151 158V154L154 152V153H156L157 154V152H159L160 154L161 153H166V154H169V155H166V157L168 156V158L169 157H175V152H174V154L173 153H171V151L172 150H175V149H173L174 147L177 149V148H183V147H181V145H179V144H181L182 142H187L188 143V146H190V147H193V148H195L196 147V145L195 144H199L200 142H205L206 143V141L208 142V143H211V146L209 147V150L207 149L206 151H204L205 153H203V154H205V155H210V157L212 156V154L213 153H215L214 151V147L217 145V139H218V137H217V135H215V132L216 131H212V129L211 130H209V128L208 127H210V126H205V127H203V130L201 131H198V132H194L193 130H191V131H188V129L187 128H185L184 127V125L185 126H187L186 124H188L187 122L188 121H191V119H193V116H194V114H196V111H194V112H189V109H184L185 108V106H177V107H175L176 105H173V103L172 104H170V105H168ZM204 106V107H203ZM36 107V108H35ZM66 107H64V108H66ZM180 109H179V108ZM14 108V109H13ZM60 109V111H58L59 109ZM86 108V107H85ZM174 108H178V109H174ZM55 109V110H54ZM171 109V108H170ZM183 109V110H182ZM6 110V111H5ZM81 110V109H80ZM188 110V111H187ZM14 111V112H13ZM52 111V112H53ZM181 111V112H180ZM191 111V110H190ZM8 112V113H7ZM236 112V113H235ZM5 113V114H4ZM7 113V114H6ZM38 113V112H37ZM198 113V112H197ZM238 113V114H237ZM27 114V115H26ZM154 116L153 118H148V117H151L152 115ZM234 114V115H233ZM178 115H179V117H178ZM192 115V116H191ZM3 116H5V117H3ZM9 116V117H8ZM11 116V117H10ZM27 116V117H28ZM148 116V117H147ZM188 116H190V117H188ZM233 116V117H232ZM93 117V118H92ZM157 117V118H156ZM181 117V118H180ZM187 117H188V119H187ZM205 118H206V116H204ZM238 117V118H237ZM99 118V119H98ZM144 118V119H143ZM146 118H147V120H146ZM241 118V119H240ZM5 119V120H4ZM153 119V120H152ZM156 119V120H155ZM236 119V120H235ZM239 119V120H238ZM243 119V120H242ZM99 120V121H98ZM149 120H150V123H149ZM241 120V121H240ZM12 123H11V122ZM106 122V123H105ZM77 124V126H76V124ZM146 123V124H145ZM182 123V124H181ZM184 123V124H183ZM71 124V123H70ZM109 124V125H108ZM74 125H75V129H71V128H74ZM146 125V126H145ZM182 125V126H181ZM69 126H72L71 128H69V129H71L72 130V132L67 128V127H69ZM102 126V127H101ZM145 126V127H144ZM147 126H148V128H147ZM77 127V128H76ZM174 127V128H173ZM247 127V128H246ZM153 128V129H152ZM245 128H246V131H244L245 130ZM3 129V130H2ZM61 129V130H62ZM70 131V133H74V135H72V134H70L69 133V131ZM84 129V130H83ZM150 129H152V130H150ZM187 129V130H186ZM60 129H59V132L61 131ZM150 130V131H149ZM172 130V131H171ZM206 130V131H205ZM76 133H75V132ZM188 131V132H187ZM229 131V132H228ZM239 131V132H238ZM12 132V133H11ZM188 133V135H187V133ZM11 133V134H10ZM14 133V134H13ZM98 133V134H97ZM153 133H154V135H153ZM179 133V134H178ZM193 133V134H192ZM196 135H195V134ZM217 133V132H216ZM237 133V134H236ZM59 134V136H57ZM65 134V135H64ZM69 134L72 136H69ZM100 134V135H99ZM104 134V135H103ZM186 134V135H185ZM236 134V135H235ZM241 134V135H240ZM4 135H5V139L3 138L4 137ZM10 136V138H9V136ZM15 135H14V137H13V139H11V140H15L14 141V143L16 142V140H18V138H20V137H18L19 136V134L16 136V139H15ZM172 135V136H171ZM203 135V136H202ZM215 137H214V136ZM241 137H240V136ZM238 136V137H237ZM70 137V138H69ZM112 137H114L113 139H112ZM164 137H166V138H164ZM186 137V138H185ZM68 139V141H66V143H65V140L66 139ZM188 138V139H187ZM198 138V139H197ZM199 138L201 139V140H199ZM206 138V139H205ZM217 138V139H216ZM1 139V140H2ZM106 139V140H105ZM111 139V140H110ZM150 139V140H151ZM152 139V140H153ZM184 139V140H183ZM202 139H203V141H202ZM81 140V139H80ZM162 140V142H160ZM183 140V141H182ZM205 140V141H204ZM215 142H214V141ZM178 141V142H177ZM182 141V142H181ZM197 141H200V142H197ZM1 142V141H0ZM173 142V143H172ZM181 142V143H180ZM4 143H6V141L4 142ZM9 143H7L6 144V146L7 147H9V148H12L13 150H14V152L15 153H17L16 151H15V148H14V146L13 147H11V145L9 144ZM115 143H118L117 141L115 142ZM214 145H213V144ZM28 144V145H27ZM26 145L27 146H29L30 144H31V147H33L34 148V144L32 143V141L31 142H29V143H27ZM49 145H51L52 144V142H49L48 143ZM176 144V145H175ZM184 144V143H183ZM260 144V143H259ZM25 145V146H26ZM34 145V146H33ZM65 145V146H64ZM138 145H139V147H138ZM143 145V147H140V146H142ZM160 146V147H156V146ZM168 145V146H167ZM178 145H179V147H178ZM187 145V144H186ZM26 146V147H27ZM155 146V147H154ZM182 146H184V145H182ZM236 146V145H235ZM257 146L259 147H261V145H258L257 144ZM25 147V148H26ZM36 147V146H35ZM149 147V148H148ZM152 147H154V148H159L158 150H160V151H157L156 149H154V148H152ZM167 149H166V148ZM171 149H170V148ZM185 147V146H184ZM4 148V149H3ZM8 148V149H9ZM29 148H30V146H29ZM38 147H36V149L34 148L33 149V154L34 153H36L37 151H38V149H37ZM138 148V149H137ZM198 148V145H197V147L195 148V150L194 151H196V149ZM238 147L236 146V148L235 149H237ZM7 149V148H6ZM5 149V144H4V146L2 145V147H1V145H0V157H1V161H0V164L1 165H3V163H4V165H6V167H7V165H8V163H10V161H11V163L10 164H12V162H14L13 164H16V162H17V160H19L18 159V157L16 156V158L17 159H15V155H17V154H14V152L13 151H11V149H9L10 150V152L9 151H7ZM119 149V150H118ZM134 149H135V147H134ZM169 149V150H168ZM216 149V148H215ZM4 150V151H3ZM117 150V151H116ZM152 150V151H151ZM154 150V151H153ZM168 150V151H167ZM198 150V149H197ZM214 150V151H213ZM7 151V152H6ZM35 151V152H34ZM135 151V150H134ZM155 151H157V152H155ZM180 151H183V149H181ZM208 151V152H207ZM11 152L14 154V155H12L11 156ZM151 154H150V153ZM212 154H211V153ZM38 153V152H37ZM63 153V154H62ZM127 153V154H126ZM138 154V155H135V154ZM165 153H164V156H165ZM171 153V154H170ZM207 153V154H206ZM143 154V155H142ZM8 155V156H7ZM35 156L37 155V154H34ZM38 155H40L39 153H38ZM123 155L124 156H126V157H123ZM163 155V154H162ZM214 155V154H213ZM113 156V157H112ZM135 156H137V158L135 157ZM163 156V157H164ZM14 157V158H13ZM120 157V158H119ZM135 157V158H134ZM165 157V158H166ZM173 157H172V159H173ZM4 158H5V160H4ZM6 158H11V160L9 161V162H7L6 161ZM48 158H50V159H47L46 161L47 162H45V164L46 163H48V162H50L51 160L53 161V159H52V156H50V157H48ZM129 158H131V159H129ZM175 158H177V156L175 157ZM174 158V159H175ZM179 158V157H178ZM181 158H184V156L182 157L181 156ZM12 159H13V161H12ZM79 159V158H78ZM79 159V160H80ZM127 159H129V160H134V163H136V161H138V163H136V164H133V162H131V161H129V160H127ZM137 159V160H136ZM187 159H188V157H187ZM29 160V159H28ZM41 160H43V161H45V158L44 159H41ZM191 159H189L188 161H190ZM7 163H6V162ZM21 161V162H20ZM20 161H18V162H20V163H18V164H16V165H19V164H21V166H15V165H13L14 167H19V168H21V167H23L24 165H31V163H33L32 162V160H29V161H25V160H23V162H22V159H20ZM42 161V162H43ZM129 161V162H128ZM192 161V160H191ZM3 162V163H2ZM121 162V163H120ZM127 162H128V164H127ZM193 162V161H192ZM24 163V164H23ZM26 163V164H25ZM189 163H191V162H189ZM44 164V163H43ZM44 164V165H45ZM124 164H126V165H124ZM141 164V165H140ZM48 165V164H47ZM49 165H50V163H49ZM121 165V166H120ZM127 166H133V168H134V171H133V173H132V176H131V178H132V180L130 179V181L129 182H127L128 180H126L125 181V179H124V181H122L123 182V184H121L122 182H120L119 183V187L120 188H117V187H111V184H112V182L113 181H115L116 180V177H117V175L120 173L121 174V172L123 173L124 171L123 170H125L124 168H126ZM12 167V165L10 166H8L7 167V169H10ZM147 167V168H146ZM19 168H16V169H18L19 170ZM142 169V170H141ZM133 170V169H132ZM261 170H263V168H260V169H257V170H255V174H254V179L256 180V183H259V184H261V183H263V181H264V179H262L264 176H262V175H264V170H263V172H261ZM143 171V172H142ZM158 171V172H157ZM178 171H180L179 173H178ZM257 171V172H256ZM103 172V173H102ZM148 172V173H147ZM258 172H260V173H258ZM160 174V175H159ZM259 175V174H261V176L259 177H255V175ZM98 175H99V178H98ZM111 175V176H110ZM137 175V176H136ZM154 175V176H153ZM182 175V176H181ZM23 176H25V177H23ZM30 176H31V178H30ZM33 176H35V178H33ZM50 176H52V177H50ZM107 176V177H106ZM115 176V177H114ZM119 176V175H118ZM109 177H111V178H109ZM174 179V182H172V178ZM182 177V178H181ZM262 177V178H261ZM21 178H22V180H24V181H22L21 180ZM26 178V179H25ZM50 178V179H49ZM95 178V179H94ZM105 178V179H104ZM134 178V179H133ZM181 178V179H180ZM18 179V180H17ZM20 179V180H19ZM38 179V180H37ZM98 180V182H97V180ZM110 179V180H109ZM111 179H113V180H111ZM157 179V180H156ZM167 179V180H166ZM171 179V180H170ZM178 179V180H177ZM180 179V180H179ZM37 180V183H35V181ZM48 180H50L51 182H49ZM106 180V181H105ZM111 182V184H110V182ZM139 182H138V181ZM206 182L205 183H211V181H212V178L209 176V178H207L206 177V179H204ZM258 180H260L261 181V183H260V181H258ZM14 181V182H13ZM32 181V182H31ZM46 181V182H45ZM63 182V183H61V182ZM133 181V182H132ZM163 181V182H162ZM176 181L178 182V183H176ZM15 182H17V183H15ZM61 184H60V183ZM105 182V183H104ZM108 182H109V187H108ZM132 182V183H131ZM136 182L138 183V184H142V186H143V188H144V192L142 193V196H140V199H139V197L138 198H136L137 197V190L135 189L136 188V185H134V184H136ZM159 182V183H158ZM162 182V183H161ZM20 183V184H19ZM128 183H130V184H132L130 187H127V185H128ZM170 183V184H169ZM172 183H174V185L172 184ZM49 184V185H48ZM94 184V185H93ZM106 184V185H105ZM120 184H121V186H120ZM163 184V185H162ZM172 184V185H171ZM177 184V185H176ZM47 185H48V187H47ZM104 185H105V187H104ZM170 185V186H169ZM176 185V186H175ZM13 186V187H12ZM89 186V187H88ZM103 186V187H102ZM133 186V187H132ZM135 186V187H134ZM16 187H17V190H16ZM91 187V188H90ZM107 187V188H106ZM125 187V188H124ZM106 188V189H105ZM112 188H114V189H112ZM104 189V190H103ZM108 189V190H107ZM116 189V190H115ZM119 189V190H118ZM126 189V190H125ZM128 189H130L129 191H128ZM132 189V190H131ZM32 191L31 192H33L34 193V190L33 189H31ZM122 190H124V191H122ZM41 191H38V193H40ZM81 191H84V193L83 192H81ZM87 191V192H86ZM97 191V192H96ZM112 191H114V192H112ZM149 191V192H148ZM43 192V191H42ZM100 192H102V193H100ZM124 192V193H123ZM37 193V192H36ZM81 193H83V194H81ZM107 193V194H106ZM134 193V194H133ZM80 196H79V195ZM100 194H103V195H100ZM111 194V195H110ZM143 194H144V196H143ZM146 194V195H145ZM31 195V194H30ZM30 195H28V197L30 196ZM87 195V196H86ZM90 195V196H89ZM92 195V196H91ZM94 195H96V196H94ZM135 195V196H134ZM147 195H149V197L147 196ZM66 196V197H65ZM103 196V197H102ZM118 198H117V197ZM124 196V197H123ZM134 196V197H133ZM18 197V199H19V197L20 196H17ZM27 196H26V198H28ZM90 197H91V199H90ZM95 197V198H94ZM102 197V198H101ZM110 197H108V199L110 198ZM123 197V198H122ZM146 197V198H145ZM148 197V198H147ZM162 197V198H161ZM68 198V199H67ZM77 198V199H76ZM132 198H135V200L138 202H136V201H134ZM58 199V200H57ZM79 199V200H78ZM90 199V200H89ZM93 199V200H92ZM111 199H109L110 201H112ZM144 201H143V200ZM170 199V200H169ZM16 200H17V198H16ZM155 200V201H154ZM166 200V201H165ZM69 201V202H68ZM98 201V202H97ZM132 201V202H131ZM154 201V202H153ZM101 202V203H100ZM134 202V204L132 205V203ZM93 203V204H92ZM135 203H137V204H135ZM72 204V205H71ZM77 204V205H76ZM88 206H87V205ZM92 204V205H91ZM142 204V205H143ZM153 204H155L156 205V207L153 205ZM159 204V205H158ZM76 205V206H75ZM141 205V206H142ZM163 205V206H164ZM14 206V207H13ZM13 206L10 208V212H12L11 214H14V212L16 211V210H19L20 211V207L18 208V205H16V203L15 204H13ZM98 206V207H97ZM55 207V206H54ZM75 207H76V209H75ZM83 207V208H82ZM137 207H140V204H139V206H137ZM15 208H16V210H15ZM78 208V209H77ZM100 208V209H99ZM157 208V209H156ZM12 209V210H11ZM13 209H14V211H13ZM87 209V210H86ZM97 209V210H96ZM137 209V208H136ZM19 211H16L17 213L19 212ZM101 212V213H103L102 215L103 216H100L99 214V212ZM134 211H136V210H134ZM9 212V213H10ZM86 212V213H85ZM95 212V213H94ZM142 212V208L140 207V209L138 210V213H141ZM126 213L128 214V213H130V215H132L131 214V212H125L124 213V215H126ZM137 213V212H136ZM93 215V216H92ZM124 215H122V217H124V218H128V217H130V215L128 214L127 216H124ZM242 215H244V213L242 214ZM155 216H156V214H155ZM251 215H248V216H246V218L248 219L249 217H250ZM99 217V218H98ZM252 217V218H251ZM250 217V220L251 221H255V219H253L254 217L253 216H251ZM162 218V217H161ZM245 217L244 216H242L241 217V215H239V220L240 221H243V219H244ZM246 218H245V221H247L246 220ZM105 219V218H104ZM242 219V220H241ZM165 221L163 218L161 219V221ZM249 220V219H248ZM98 221V220H97ZM104 221H106V219L104 220ZM114 221V220H113ZM167 221V220H166ZM164 223L165 222H163V225H164ZM166 224V223H165ZM107 225H109V224H106V225H104V229L102 228V230H106V228H108L109 226H107ZM105 226H107V227H105ZM112 228V227H111ZM110 229V228H109ZM113 229V228H112ZM163 230H165L166 231V225H164L163 226V229H162V232H163ZM84 232V233H83ZM83 232H79V236H81L80 237V239L81 238H83L81 241H80V243H77L78 244V246H77V248H81V250L83 251H79L78 253H79V255H80V257H85V254H86V252L88 251L87 250V247L89 246V240H93V238H91L90 237V234H91V231L90 230H86V231H83ZM85 232H88V236H87V233H85ZM58 236H59V233L58 232H55ZM55 234V235H56ZM84 234V235H83ZM54 235V238L57 240V241H55V239H54V241L55 242H57L58 243V248H59V245H60V243L61 244H63L64 243V241H62V238L61 239H59L60 237H58L57 235L55 236ZM78 236V237H79ZM87 236V237H86ZM89 237V238H88ZM88 240H87V239ZM61 242H60V241ZM84 240V241H83ZM87 240V241H86ZM59 241V242H58ZM83 241V242H82ZM86 242H88V243H86ZM83 243V244H82ZM69 244V243H68ZM68 244L67 243H65V247H67V248H63V246L62 245H60V248L62 249V250H60V248L59 249H57V251L55 252V254H56V257H59V259H60V257L62 256V258H64V257H67V255L70 253L69 252V250L71 251V248H73L72 246V244L70 243V245L68 246ZM80 244V245H79ZM88 244V245H87ZM81 245L83 246V247H81ZM85 245H86V247H85ZM84 248V249H83ZM89 248V247H88ZM60 251V252H59ZM86 251V252H85ZM62 252L64 253L63 255H59V254H62ZM65 252H69V253H67V255L65 254ZM105 252V251H104ZM59 253V254H58ZM81 253V254H80ZM107 253H109V252H106V254ZM83 254V255H82ZM110 255V256H109ZM112 254H111V252H110V254H108L107 256H109L108 258L111 260V259H113L114 257H112L111 256ZM50 262V259L48 260L47 259V261L46 262H43L44 264H48L49 262ZM42 263V264H43Z\"/></svg>",
    "mask_w": 264,
    "mask_h": 264
}]
</instances>
